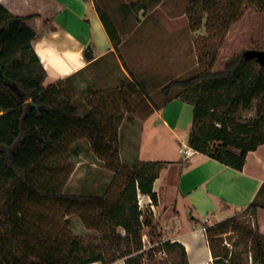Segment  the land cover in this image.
Wrapping results in <instances>:
<instances>
[{
  "label": "trees",
  "instance_id": "obj_1",
  "mask_svg": "<svg viewBox=\"0 0 264 264\" xmlns=\"http://www.w3.org/2000/svg\"><path fill=\"white\" fill-rule=\"evenodd\" d=\"M202 2L190 0L189 9ZM241 2L264 9V0ZM95 8L117 49L118 28L101 7ZM27 18L0 3V264H110L120 258L125 264H189L178 241L164 240L144 249L143 229L154 233L158 222L152 211L140 208L139 195H149L157 203L153 183L163 162L140 160L132 167L115 166L110 158L119 156V119L106 121L97 110L82 113L66 88L69 77L44 84L47 72L32 46L37 33ZM173 88L181 91L171 95ZM163 92L161 105L174 97L193 105L187 143L194 150L242 169L247 153L264 143V64L255 59L233 55L222 69L207 66L189 77L170 80ZM256 100L257 115L242 120L240 112ZM75 130L87 136L94 153L125 179L113 199L66 192L57 176H50L70 153ZM50 202L63 205L67 212L77 211L96 233L60 234L47 228L45 205ZM258 209L264 204L252 202L244 209L255 215L254 228L234 215L214 224L200 222L213 264H248L213 242L215 234L228 228L246 231L253 249L251 264H264V221L257 216ZM157 252H164V257L157 258Z\"/></svg>",
  "mask_w": 264,
  "mask_h": 264
},
{
  "label": "rangeland",
  "instance_id": "obj_2",
  "mask_svg": "<svg viewBox=\"0 0 264 264\" xmlns=\"http://www.w3.org/2000/svg\"><path fill=\"white\" fill-rule=\"evenodd\" d=\"M92 2L116 25L121 43L115 52L103 57L94 67L69 77L65 84L82 113L97 110L106 121L112 117L119 119L117 134L122 144L130 123L144 119L161 106L164 87L170 80L189 77L207 66L222 69L230 57L242 54L245 49H264V9L241 0H203L192 9H189L190 0ZM180 91L173 88L170 93L176 95ZM257 102L240 112L242 120L257 115ZM72 135L70 153L62 158L56 171L49 172L50 176H57L66 192L116 197L125 179L94 153L89 138L80 130ZM122 155L119 147L118 159L110 160L118 168L135 165ZM139 205L144 212L152 211L140 195ZM45 206L47 228L53 232L81 236L96 233L77 211L67 212L63 205L52 202ZM85 216L93 220L92 215ZM234 216L244 225L255 227V215L251 211L242 210ZM160 229L157 226L154 233L148 227L143 229L144 249L165 240ZM212 240L228 248L238 261L254 262L246 231L228 228L215 234ZM156 256L164 257V252H157ZM122 259L114 261L115 264H121Z\"/></svg>",
  "mask_w": 264,
  "mask_h": 264
},
{
  "label": "crops",
  "instance_id": "obj_3",
  "mask_svg": "<svg viewBox=\"0 0 264 264\" xmlns=\"http://www.w3.org/2000/svg\"><path fill=\"white\" fill-rule=\"evenodd\" d=\"M0 3L12 14L28 16L26 23L37 33L33 49L47 72L45 85L94 67L115 52L92 0ZM192 119L193 105L174 97L144 119L130 123L123 144L119 136V147L130 164L163 162L153 183L157 203L149 195L140 196L151 207L163 238L184 245L189 264H213L200 222L214 224L252 202L264 204V143L247 153L242 169L198 151L185 156L181 148L188 145ZM257 216L264 221V209H258Z\"/></svg>",
  "mask_w": 264,
  "mask_h": 264
},
{
  "label": "water",
  "instance_id": "obj_4",
  "mask_svg": "<svg viewBox=\"0 0 264 264\" xmlns=\"http://www.w3.org/2000/svg\"><path fill=\"white\" fill-rule=\"evenodd\" d=\"M242 55L246 59H255L260 65L264 64V49L251 48L245 49Z\"/></svg>",
  "mask_w": 264,
  "mask_h": 264
},
{
  "label": "built area",
  "instance_id": "obj_5",
  "mask_svg": "<svg viewBox=\"0 0 264 264\" xmlns=\"http://www.w3.org/2000/svg\"><path fill=\"white\" fill-rule=\"evenodd\" d=\"M183 152L185 153V156L192 155L196 150H194L192 147L185 145L181 148Z\"/></svg>",
  "mask_w": 264,
  "mask_h": 264
},
{
  "label": "bare ground",
  "instance_id": "obj_6",
  "mask_svg": "<svg viewBox=\"0 0 264 264\" xmlns=\"http://www.w3.org/2000/svg\"><path fill=\"white\" fill-rule=\"evenodd\" d=\"M193 256H194V253H193V255L191 256L192 258H193ZM195 258V257H194ZM92 264H98L97 262L96 263H92Z\"/></svg>",
  "mask_w": 264,
  "mask_h": 264
}]
</instances>
